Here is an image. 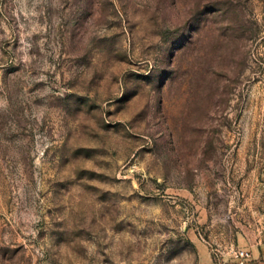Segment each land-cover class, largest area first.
<instances>
[{
  "label": "rangeland",
  "instance_id": "rangeland-1",
  "mask_svg": "<svg viewBox=\"0 0 264 264\" xmlns=\"http://www.w3.org/2000/svg\"><path fill=\"white\" fill-rule=\"evenodd\" d=\"M0 264H264V0H0Z\"/></svg>",
  "mask_w": 264,
  "mask_h": 264
},
{
  "label": "built area",
  "instance_id": "built-area-1",
  "mask_svg": "<svg viewBox=\"0 0 264 264\" xmlns=\"http://www.w3.org/2000/svg\"><path fill=\"white\" fill-rule=\"evenodd\" d=\"M236 256L240 257V258H247V257L250 256V253L248 251L240 249V250L237 251Z\"/></svg>",
  "mask_w": 264,
  "mask_h": 264
}]
</instances>
